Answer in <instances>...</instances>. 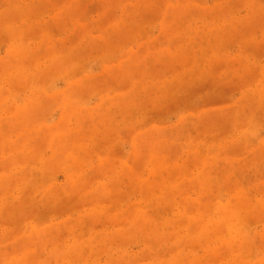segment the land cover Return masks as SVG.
Returning <instances> with one entry per match:
<instances>
[{
    "label": "rangeland",
    "instance_id": "1",
    "mask_svg": "<svg viewBox=\"0 0 264 264\" xmlns=\"http://www.w3.org/2000/svg\"><path fill=\"white\" fill-rule=\"evenodd\" d=\"M0 264H264V0H0Z\"/></svg>",
    "mask_w": 264,
    "mask_h": 264
}]
</instances>
